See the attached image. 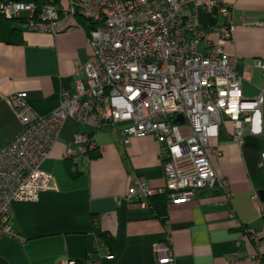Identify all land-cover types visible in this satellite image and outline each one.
I'll return each instance as SVG.
<instances>
[{
    "label": "crops",
    "instance_id": "crops-1",
    "mask_svg": "<svg viewBox=\"0 0 264 264\" xmlns=\"http://www.w3.org/2000/svg\"><path fill=\"white\" fill-rule=\"evenodd\" d=\"M224 3L230 9L233 33L225 51L236 58L244 95L254 98L264 85L260 70L252 67L255 60H264V0ZM199 21L212 41L218 40V28L227 23L217 8L199 9ZM92 54L89 31L79 17L56 34L24 31L21 45L0 42V146L22 130L8 102L10 96L25 93L33 113H51L59 107L61 91L76 88L81 78L75 75L76 67ZM262 120L264 125V105ZM232 131L230 122L221 127L208 151L215 171L231 183L230 203L214 189L187 203L157 196L142 205L126 200L131 174L143 176L153 187L164 186L161 143L144 136L120 145L107 126L94 131L67 120L42 167L54 176V188L41 193L38 201L13 203V226L19 238L0 241V264L64 260L84 264L89 256L100 264H161L154 251L160 242L170 246L175 264H230L233 255L239 257L235 264H264L255 260L264 255V241L258 246L251 241L239 244L245 228L264 227L254 199L258 195L264 204V128L261 135H243L240 143L232 139ZM82 132H95V157L87 153L65 160V146H73ZM71 173L79 175L72 178Z\"/></svg>",
    "mask_w": 264,
    "mask_h": 264
},
{
    "label": "built area",
    "instance_id": "built-area-1",
    "mask_svg": "<svg viewBox=\"0 0 264 264\" xmlns=\"http://www.w3.org/2000/svg\"><path fill=\"white\" fill-rule=\"evenodd\" d=\"M215 8L227 23L218 28V40L212 41L201 30L199 9L212 12ZM0 9L8 18H27L24 31L53 34L83 17L92 23L93 49L87 62L76 67L75 75L81 77L76 88L63 89L59 107L51 113H33L25 93H14L8 100L22 130L0 146V241L19 238L13 226V203L38 201L41 193L54 188V176L42 167L67 120L94 131L107 126L120 145L144 136H154L161 143L164 186L153 187L132 173L128 203L148 205L157 196L187 203L214 189L231 202V183L215 171L209 158L210 140L218 138L228 122L237 143L247 129L251 135L262 134L264 85L256 97L244 95L236 58L225 51L233 33L224 0H48L40 10L27 2H3ZM252 67L264 79V60H255ZM180 117L183 123L177 122ZM94 150H98L95 132H82L73 146H65L64 158L70 161ZM254 199L264 218L263 202L258 195ZM241 241L260 245L264 227L245 228ZM154 251L159 263L175 264L166 242L157 243ZM238 259L233 255L229 262ZM255 260L264 261V255ZM84 264L100 262L89 256Z\"/></svg>",
    "mask_w": 264,
    "mask_h": 264
},
{
    "label": "trees",
    "instance_id": "trees-1",
    "mask_svg": "<svg viewBox=\"0 0 264 264\" xmlns=\"http://www.w3.org/2000/svg\"><path fill=\"white\" fill-rule=\"evenodd\" d=\"M48 0H0V4L3 2H27L35 3L40 10ZM83 26L89 31L92 28V23L83 18L79 17ZM27 18L18 17V18H8L6 17L0 9V42L7 45H21L23 43V24ZM91 156L96 154V150L89 152ZM95 157V156H93ZM71 163H69V167ZM78 173H71L72 178H76Z\"/></svg>",
    "mask_w": 264,
    "mask_h": 264
},
{
    "label": "water",
    "instance_id": "water-1",
    "mask_svg": "<svg viewBox=\"0 0 264 264\" xmlns=\"http://www.w3.org/2000/svg\"><path fill=\"white\" fill-rule=\"evenodd\" d=\"M178 121H179L180 123H183V119H182V117H180V118L177 120V122H178ZM246 134H249V129L245 130L244 135H246ZM261 195L264 196V192H261Z\"/></svg>",
    "mask_w": 264,
    "mask_h": 264
}]
</instances>
